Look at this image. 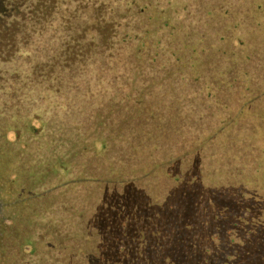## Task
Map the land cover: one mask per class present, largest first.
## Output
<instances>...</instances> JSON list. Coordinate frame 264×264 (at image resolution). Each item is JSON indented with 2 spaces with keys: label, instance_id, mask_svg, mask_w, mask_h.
Segmentation results:
<instances>
[{
  "label": "trees",
  "instance_id": "1",
  "mask_svg": "<svg viewBox=\"0 0 264 264\" xmlns=\"http://www.w3.org/2000/svg\"><path fill=\"white\" fill-rule=\"evenodd\" d=\"M0 264H264V0H0Z\"/></svg>",
  "mask_w": 264,
  "mask_h": 264
},
{
  "label": "rangeland",
  "instance_id": "2",
  "mask_svg": "<svg viewBox=\"0 0 264 264\" xmlns=\"http://www.w3.org/2000/svg\"><path fill=\"white\" fill-rule=\"evenodd\" d=\"M23 60L19 57H16L14 59H12L11 61V64H10V67L14 68V69H18V70H21V73H23V69L20 68V62H22Z\"/></svg>",
  "mask_w": 264,
  "mask_h": 264
}]
</instances>
